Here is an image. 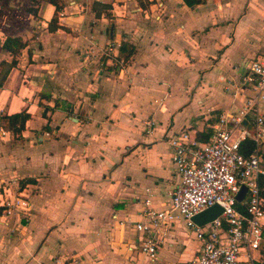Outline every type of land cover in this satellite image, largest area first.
Masks as SVG:
<instances>
[{"label":"crops","instance_id":"1","mask_svg":"<svg viewBox=\"0 0 264 264\" xmlns=\"http://www.w3.org/2000/svg\"><path fill=\"white\" fill-rule=\"evenodd\" d=\"M62 2L50 29L48 0H0V60L7 36L25 42L0 86V185L31 204L27 216L0 205V264H193L200 241L183 220L151 259L133 221L170 202L169 137L209 138L250 93L241 76L264 60V0ZM24 109L18 137L4 116Z\"/></svg>","mask_w":264,"mask_h":264},{"label":"built area","instance_id":"2","mask_svg":"<svg viewBox=\"0 0 264 264\" xmlns=\"http://www.w3.org/2000/svg\"><path fill=\"white\" fill-rule=\"evenodd\" d=\"M241 80L250 93L240 108L218 115L207 140L186 130L169 137L179 181L166 208L146 206L145 219L133 221L139 232L134 247L148 258L156 257L170 223L181 219L200 241L193 264H258L254 251L264 245V197L259 184L264 175V60L250 58ZM244 140L251 141L246 152L241 150ZM11 187L5 180L0 185L3 215L27 216L31 209L27 196ZM214 203L222 208L215 218L202 225L191 219Z\"/></svg>","mask_w":264,"mask_h":264},{"label":"trees","instance_id":"3","mask_svg":"<svg viewBox=\"0 0 264 264\" xmlns=\"http://www.w3.org/2000/svg\"><path fill=\"white\" fill-rule=\"evenodd\" d=\"M49 2L53 3L55 6L54 12L49 20V27L50 29H56L61 25L58 23V14L63 7L62 0H48ZM188 4H193L200 2L201 0H185ZM25 42L19 36H7L1 43L3 49L10 51L12 54V59L10 61H6L4 59L0 60V86L3 85L5 77L8 73L10 67L16 64L17 59L16 55L20 52L21 48L24 47ZM120 50L124 52V57H129L133 51L134 47L127 43L126 41L121 43ZM30 116V113L27 112L25 109L20 110L17 112H13L11 114H7L4 116L7 122V128L10 132L16 136L21 135V130L25 126L26 119ZM47 127V126H46ZM210 134V130H205L197 134V138L200 140H207ZM251 148V141L244 140L241 142V150L246 152L248 149ZM30 178L21 179L20 184L23 185L25 181ZM259 184L261 187V194L264 197V175H262L259 179ZM2 207L0 206V209ZM262 264H264V253H262Z\"/></svg>","mask_w":264,"mask_h":264},{"label":"water","instance_id":"4","mask_svg":"<svg viewBox=\"0 0 264 264\" xmlns=\"http://www.w3.org/2000/svg\"><path fill=\"white\" fill-rule=\"evenodd\" d=\"M239 197V195H238ZM221 206L217 203H214L200 212L194 214L191 219L198 225H202L213 218H215L221 211Z\"/></svg>","mask_w":264,"mask_h":264},{"label":"rangeland","instance_id":"5","mask_svg":"<svg viewBox=\"0 0 264 264\" xmlns=\"http://www.w3.org/2000/svg\"><path fill=\"white\" fill-rule=\"evenodd\" d=\"M264 53V52H263Z\"/></svg>","mask_w":264,"mask_h":264}]
</instances>
